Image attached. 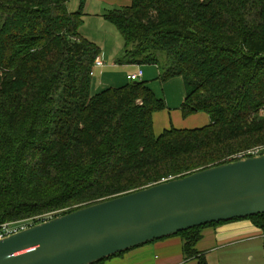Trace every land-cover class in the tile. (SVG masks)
<instances>
[{"label":"trees","instance_id":"1","mask_svg":"<svg viewBox=\"0 0 264 264\" xmlns=\"http://www.w3.org/2000/svg\"><path fill=\"white\" fill-rule=\"evenodd\" d=\"M70 0H0V230L21 227L228 162L264 142V0H130L104 17L124 40L119 64L181 76L198 128L153 131L166 109L147 81L91 93L99 47ZM49 219V218H48ZM264 234V214L251 217ZM181 231L185 258L203 227ZM28 226V225H27ZM124 252L115 254L121 255ZM105 259L92 264H104Z\"/></svg>","mask_w":264,"mask_h":264},{"label":"water","instance_id":"2","mask_svg":"<svg viewBox=\"0 0 264 264\" xmlns=\"http://www.w3.org/2000/svg\"><path fill=\"white\" fill-rule=\"evenodd\" d=\"M264 214V155L104 199L0 238V264H92L211 223Z\"/></svg>","mask_w":264,"mask_h":264},{"label":"crops","instance_id":"3","mask_svg":"<svg viewBox=\"0 0 264 264\" xmlns=\"http://www.w3.org/2000/svg\"><path fill=\"white\" fill-rule=\"evenodd\" d=\"M87 2L88 4H86ZM129 4L130 0H84L83 10L85 15L83 16V22L80 27V34L99 47L100 54L98 56L104 61L103 67L96 68L99 70V78L92 81L91 93H97L105 89L106 87L104 88V85L106 84L104 83L108 81H112L111 83L114 85L118 84L117 81L119 79L110 77L114 71H108L106 70L107 68L114 69L119 65L121 66L120 74L123 75V80L121 81H125L123 85L130 81L128 79L129 74L141 69L138 66L140 64H119L117 61L111 62V56L114 57V53L120 47L114 44L117 42V38H119L117 34L118 30L111 22L105 19L104 14L111 9L125 7ZM121 50L122 48L116 52V55H122L119 54ZM150 66L156 65L152 64ZM144 68L145 70H142V77L147 80L152 77L155 69L152 68L148 71L149 67ZM180 98L179 96L174 97L176 102L174 100L172 105L170 102H166V109L164 110H169L172 107L179 111L183 103L182 100L185 98L182 92L180 93ZM154 121L153 128H155ZM247 234L250 235L248 236L250 238L248 241L252 244L253 252L258 256L264 257V234L250 219L246 218L234 219L217 225L203 227L201 230V238L196 243L195 248L200 255L203 254L204 257L207 255L206 259L209 264L212 253H208L217 248L215 247L216 244L225 245L227 242L232 241L233 238ZM182 246L183 240L181 237L173 235L135 247L121 255L109 257L105 260L104 264H198L197 259L184 257ZM218 257H220L219 254Z\"/></svg>","mask_w":264,"mask_h":264},{"label":"rangeland","instance_id":"4","mask_svg":"<svg viewBox=\"0 0 264 264\" xmlns=\"http://www.w3.org/2000/svg\"><path fill=\"white\" fill-rule=\"evenodd\" d=\"M80 2H81V0H70L67 3V8L70 11L74 12V11L79 9ZM86 4H88V2ZM117 34H118L119 38H117V42L114 44L116 46H120V47H118L117 51L120 48H122V50H123L124 49V40H123L122 36L119 34V32H117ZM122 50H121V52H122ZM116 52L114 53V57L111 56V58H112L111 62L117 61L118 58L121 56V55H116ZM121 52L119 54H122ZM159 57H160L159 65H156V66H150L152 64L138 65L139 68H141L142 70H145L144 67H149L148 71H150V69H152V68L155 69V72L153 73L151 78L146 80L143 77H141L140 80L147 81V83L149 84V86L151 87V89L154 91V93L157 96L163 97L165 99V102H170L172 105L174 103L173 102L174 100L176 102V99H174V97L179 96V98H180L181 92H182L183 96L185 97L184 93L186 92V90H185L184 80L181 76L171 77V78H168L166 80L161 79L160 78V74L162 71L161 67H164L166 62H165V57L163 55H159ZM120 67L121 66L119 65V66H117V68H114V69H109V68L106 69L108 71H114V73L110 77H113L115 79H119V81H117L118 84H116V85L112 84L111 83L112 81H108V82L104 83L106 85L103 84L104 88L105 87L107 88L110 86L117 87V86H121L125 83V81L124 82L121 81V80H123L122 79L123 75L120 74V71H121ZM98 72H99V70L95 68L94 69V76H91L92 77L91 82L94 81L95 79L99 78ZM166 98H167V100H166ZM180 100H181V98H180ZM183 100H184V98H183ZM152 118H153V121L155 120L154 121L155 122V128H153V131L155 129V132H154L155 135L156 134L158 135V134H160V132H163L164 129H168L171 127H175V128H198V127H202V126L210 123L209 115L205 112H197V113H194V114H191L188 116H183L180 109L178 111L176 108H172V107L169 110H160V111L154 112L152 114ZM163 126H165V127H163ZM262 143H264V142H262ZM262 143L260 142V143L248 146V147L240 150L239 152H236L234 155H232V157H229L228 160H230V161L236 160L238 158V155L240 152L251 149L254 146L262 144ZM50 216H52L51 213L41 215L39 217L37 216V217H35V219H45L46 220V219L50 218ZM33 221H34L33 219H30L29 221L25 222L27 224H23L21 226L31 225L30 222H33ZM248 236H250V235L247 234V235H241L239 237H235L232 239V241L227 242L225 245L216 244L215 247H217V248L211 250L210 253H208V254L212 253L209 264H264V259H263L264 257L258 256L253 252L252 244L250 241H248L250 239ZM218 254L220 255V257H218ZM206 258H207V255L205 256V259ZM206 262H207V259H206ZM207 264H208V262H207Z\"/></svg>","mask_w":264,"mask_h":264},{"label":"built area","instance_id":"5","mask_svg":"<svg viewBox=\"0 0 264 264\" xmlns=\"http://www.w3.org/2000/svg\"><path fill=\"white\" fill-rule=\"evenodd\" d=\"M103 66H104L103 59L100 56H97L94 60L93 68L90 71V75L94 76V69L103 67ZM141 77H142V69H138L135 73L128 75V79L130 81L140 80ZM259 155H264V143L256 145L253 148L248 149L246 151L240 152L237 159H242V158L251 157V156H259ZM25 227H27V225L18 227L13 224H8V223L3 224L0 230V238L7 236L11 233H14L16 231H19L20 229L25 228Z\"/></svg>","mask_w":264,"mask_h":264}]
</instances>
